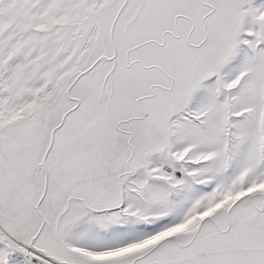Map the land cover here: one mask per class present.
Returning a JSON list of instances; mask_svg holds the SVG:
<instances>
[{
  "label": "snow or ice",
  "instance_id": "1",
  "mask_svg": "<svg viewBox=\"0 0 264 264\" xmlns=\"http://www.w3.org/2000/svg\"><path fill=\"white\" fill-rule=\"evenodd\" d=\"M0 264H264V0H0Z\"/></svg>",
  "mask_w": 264,
  "mask_h": 264
}]
</instances>
